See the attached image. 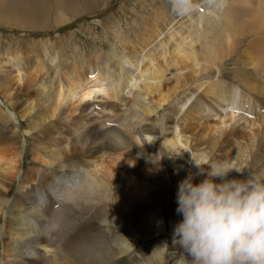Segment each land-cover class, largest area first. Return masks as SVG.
I'll use <instances>...</instances> for the list:
<instances>
[{
    "label": "bare ground",
    "instance_id": "6f19581e",
    "mask_svg": "<svg viewBox=\"0 0 264 264\" xmlns=\"http://www.w3.org/2000/svg\"><path fill=\"white\" fill-rule=\"evenodd\" d=\"M232 1L235 2L234 0ZM202 2L204 4L202 5L203 11L193 8L191 12L192 7L179 5V15L176 17L173 12V7L166 10L162 9L158 12L159 25L155 24L157 26L152 27V33L148 35L140 34L138 36H136V34V41L126 40V42L123 43L124 45L121 47L124 49L123 51H125L124 55L118 56L114 52L99 53L94 54L93 58L83 61L74 59L73 57L74 60L70 62L62 58L58 63L53 64L52 68L55 70V78L54 82L51 83L52 85L49 84L50 86L48 85L49 88L47 87V89L44 87L45 81H43L44 83L41 84L44 85L40 84L33 95L42 106L53 102L54 104L51 103L54 105V107H52L53 113L60 109L62 110L61 114L66 113V116L61 119L65 124H68L72 119L71 117H75L74 121H76V125H74V132L78 133L80 130L88 128L89 125H92L94 120L96 121L98 119L92 116L91 110L86 112L88 109L87 103L95 94V90L92 88L98 87L100 91H104V81L110 78L114 83H107L105 90L108 92V95H110L109 97L115 98L117 103L135 106L132 110L131 108L123 107L125 110H122L119 115H117L114 109L108 111L111 114L108 116V119L110 118L111 121H114L115 118L117 119V123L119 122V125L123 127L126 136L128 135L127 138L129 141H132L131 138H134V140L136 139L135 136L137 131L134 129L135 124L143 122L144 118L155 110L152 106H148L149 104L145 105V107H140L139 104L142 101L151 99L153 104L159 108L163 104L173 100L174 102H172L169 116L167 115L169 120L165 122L164 128L161 122H159L158 128H146L144 130L146 135H157V138L158 135L162 138L164 134L165 138L161 140L167 150L172 154L179 153V151L183 149H186V151L195 149L197 146L196 142L199 144L200 141H202L203 137L201 136L209 134L213 129L216 131V127L205 124L207 122V120H205L207 114L216 113V115L221 117V138L225 139L232 133L236 135L235 142H237L238 145V155L245 153L244 150L246 149H259V151L255 153L257 154L255 158L250 160V167L254 170L264 161V125L255 124V112L258 109L256 108L257 103L255 104L253 102V97L255 95L260 97L264 96V0H258L256 2V8L252 7V9L255 10L251 13L249 12V16L246 15L247 12L243 14L244 18H249L248 20L250 21L247 25L249 27L248 31H246V27L241 29L242 31H246H243L244 33L240 31L239 24L231 15L232 13L229 14V11L227 12V8V10H224L223 7V10H220L218 13L219 9H217L215 5H212L213 3H208L207 0H202ZM11 3L14 2H10V4ZM231 4L233 3L230 2L229 5ZM19 5L21 4L19 3ZM235 5L234 3V6ZM236 7L239 6L236 5ZM249 7L251 6L249 5ZM208 14L214 15L215 18L211 17V20H206L209 17ZM236 14L238 15L239 12ZM243 15L239 16H242L243 19ZM177 18L178 23H175L174 19ZM11 19L12 18H5L4 22H8L6 24H9ZM58 19L60 20V18H57V21ZM150 19L152 20V18ZM188 22L193 24V31L191 30L186 35L180 37L177 42L173 43L171 40L177 31L176 27L178 24H186ZM47 29L48 28H46V30ZM243 34L247 36H243ZM239 35L249 40L245 49H242L240 52L241 56H239L236 65L238 63L240 64V62L244 63V65L252 68L253 71V73L243 71L237 73L235 72L236 70L234 71V77L240 80V84L244 89H242L243 92L236 86L224 81V78L215 77L217 75L212 74L210 71V69L216 68V66L227 57L230 58V56L238 53L236 48L240 45L237 40ZM48 44L49 41L43 39L35 43L33 42L32 45L33 47L37 46L38 49L41 47V50H13L14 55L12 59L8 57L7 62L10 67L16 68L11 72L13 74L15 73L13 77L9 75L11 74L9 73L10 70L6 73L7 75H3L4 71L2 68L4 66L1 65L0 59V93L9 99V102L11 101V107L22 102L23 116L29 114V110L31 109L29 105L30 102L27 95L23 97L24 100L21 99V101H19L17 93L25 89V87V90H29L35 86L36 77L34 79L32 77L33 75L28 77L27 74H25L27 78L25 79V76L23 82L20 81L23 76L20 78L19 73L23 70L24 72H28L32 67H38L40 64L37 63V57L33 56V54L35 55V53L39 51L40 53L42 52L43 56H46V47ZM26 46H30V44ZM197 46L199 47L198 51L196 50ZM131 68L134 69L132 70L135 72L134 74ZM181 68L190 69V77L188 79L183 80V74L180 72ZM102 73L105 74V77L102 76ZM254 75L259 76V79L253 78ZM123 84L126 85L128 90L125 95L129 96H126L127 99L124 100L119 93ZM110 105L112 108L120 110V105ZM107 107L110 109L109 104ZM229 107H231V109H229ZM218 110L222 114L217 112ZM239 114L241 116H239ZM242 115L247 117L250 116L251 119L244 118ZM236 116L238 117V121L240 119L244 121V124H241L239 128H235L231 125ZM0 117L6 120L8 116L4 117L0 114ZM122 118L125 120L124 123ZM121 121L123 124H120ZM259 127L260 130L258 129ZM196 132L201 133L200 136L196 134ZM83 136H85L83 147H81V145H79L80 148L79 146L77 147V145H70L69 149H67L68 151H66L68 153L70 152V156H82L85 152L88 153V155H90V160L94 158V172L89 173L86 168H83L85 171V179H80L77 182L79 169H81V167L72 165L71 167L74 169L72 176L68 179L57 178V181H54V183L50 182L46 185L47 172L43 169L35 172L33 170L29 171L24 176V182L31 183L35 180L34 177L39 175H41L42 181L39 183L37 182L40 186L36 189L29 186L28 190V187L21 186L19 194L17 195V200L12 205L15 210L7 211L8 217L7 220H5L6 224L0 227V240L1 243H3L2 253L4 259L1 264H112L117 257L126 253L127 249L123 244L117 245L118 243H108L103 240L95 244L93 243L91 247L86 249L81 259L73 258L72 260H68L64 255V244H61L65 238H62L61 241V239H55L53 237L54 231H56V228L59 226L58 224H52L53 220L51 215L54 213V207L51 205L53 201H50L47 192H49L57 204H60V199L64 198V196L72 198L74 196L72 189L80 185V187L82 186L84 188L82 196L85 202L89 201L91 198L90 195L93 197L94 192H96L99 194V196L94 197L96 203H109L107 200L101 198L102 194L100 190L106 192L104 197L108 199L112 195L110 192L112 187L119 186L117 196L123 197L124 194L129 195L135 202L138 201L148 204L155 200L156 189L160 186V175L158 167H156L155 164H152L150 169H144V167L138 170V174L143 180L142 182L151 184L148 187L141 188L139 179L135 180V178L123 180V185L118 182L123 171H134L138 168L139 164H136L134 158L129 157L127 154L128 145L127 142H125L126 140H123V138H126L125 135L122 136V138L116 136L118 140L114 142L112 146L109 145V147H112V150H114L112 158H108L104 155L103 150H100L101 148L107 147V145L105 146L103 143V138L100 139L98 137L100 135H98L96 130L91 128V131L85 132ZM259 137L261 139H259ZM82 138L83 137H81V139ZM12 141L0 138V206L3 204L1 200L9 190V186L15 178L21 160V150L19 151L15 146L16 144L14 145ZM235 142L233 141L232 144ZM92 145H98V150L93 149L91 147ZM231 147L234 146L232 145ZM39 151L34 149L33 154L35 161L39 166H49L51 161L47 158L50 156L44 158L39 155ZM77 152L78 154H76ZM193 153L200 154L202 158H205L201 153H196V150H194ZM223 153L222 156L231 155L228 152L225 153L223 151ZM52 157H54V155L51 156V158ZM106 157L109 161L106 160ZM100 172H102L100 176L94 175ZM245 172L247 171L245 170ZM262 174H264V172ZM181 179L182 177L178 173H176V175L174 173L173 180L175 182V187H177L178 181ZM73 183L75 184L73 185ZM70 185L72 188L69 187ZM103 206L105 209L109 208L110 203ZM122 206L126 210L125 202H122ZM23 208L28 209V211L21 214L20 212H22L21 209ZM117 211H119V209H117ZM156 212L157 211L150 212L149 215H146L144 218L145 220H142L144 224H137L134 221H129L130 224H127L123 221L121 226H126L128 230L140 239H148L164 228V225H158L159 219L156 216ZM113 215L111 214V216ZM111 219L112 218H110V220ZM175 224L176 221L174 220H171L169 223L171 244L172 232ZM2 235H4L5 238H2ZM85 237L81 240H87L91 236L88 238ZM2 240L5 241L3 242ZM165 243L167 244L165 241L162 242L159 248L153 251L151 254L152 258H150L151 260L154 258L156 261H159L163 258L166 248L162 245ZM172 246L175 249H179L180 247L179 245L173 244ZM17 258H19V260L21 259L22 262H18ZM171 264H184V261L174 259L171 260Z\"/></svg>",
    "mask_w": 264,
    "mask_h": 264
},
{
    "label": "rangeland",
    "instance_id": "374dc122",
    "mask_svg": "<svg viewBox=\"0 0 264 264\" xmlns=\"http://www.w3.org/2000/svg\"><path fill=\"white\" fill-rule=\"evenodd\" d=\"M7 1L8 0H0V21H2L0 22V59L1 65L5 67L2 68L4 71L3 75L9 72L8 70H10L9 73H11L16 69L10 67L9 63L7 64L8 57L9 59H12L14 51L41 50V47L38 49L37 46L33 47L32 45L33 42L35 43L43 39L48 40L49 44L46 47V56H43L42 52L40 53L39 51L36 52L35 55L33 54V56L37 57V63L40 64L38 67H32L30 70H28L29 73L24 72V70L19 73L20 78L23 76L22 79H20V81L23 82L27 76L30 77L33 75L32 77L34 79L36 77L35 86L29 90H25V87V89L17 93L19 101H21V99L24 100L23 97L27 95V98L30 102L28 103L31 107L29 114L23 116L22 102L16 104L17 106L15 105L11 107V101L9 102V99L0 93V114H2L4 117H9H7L6 120H4L5 118L3 119V117H0V136H2L0 138L8 141L13 140L12 142L14 145L16 144L15 146L19 149V151L21 150L19 169L17 170L15 178L9 186V190L5 193V196L1 200L3 204L0 206V227L6 224L5 220H7L8 217L7 211L15 210L12 205L17 200L20 187H28L29 190V186H32L35 189L40 186L37 184V182L39 183L42 181L41 175L35 176V180L31 183L24 182V176L29 171L33 170L35 172L43 169L45 172H47L46 185H48L50 182L54 183V181H57V178L68 179L70 176H72L74 173V169L71 167L72 165L81 167V169H79L80 171L77 182L80 179H85V171L83 168H86L89 173L94 172V158L90 160V155H88V153L85 152V154L82 156H70V152H67V149H69L70 145H77V147L81 145V147H83L82 145L85 140V136L83 135L85 132H90L91 128H93V130H96L98 135H100L98 137L100 139L103 138V143L105 146L107 145V147L100 149L103 150L105 156L112 158L114 150H112V147H109V145L112 146L114 142L118 140L116 136L122 138V136L125 135L126 138H123V140H126L125 142H127L128 145L127 154L129 157L134 158L136 164L139 163L138 168H136L137 170H125L122 172L118 180L120 184L123 185V180L135 178V180L139 179L141 188L150 186V183L142 182L143 180L139 176L138 170L144 167V169H150L152 164H155V166L158 167L160 175V186L156 189L155 200L148 204L140 203L138 201L135 202V200L131 199L129 195L124 194L123 197L117 196L119 186L112 187L110 191L112 195L108 199L104 197L106 192L100 190L102 194L101 198L107 200L110 203V207L106 209L103 205L109 203L95 202L94 197L99 196V194L96 192H94L93 197L90 195L91 198L87 196L90 198V200L85 202L82 196L84 188L82 186L80 187V185L79 187L75 186L72 189L74 193L72 198L64 196V198L60 199V204H57L49 192H47L50 201H53L51 202V205L54 207V213L51 215L53 220L52 224H58L59 226L56 228L57 230L54 231L55 236L53 235V237L55 239L59 238L61 241L62 238H65L61 243L62 245L64 244V255L68 260H72L73 258L81 259L86 252V249L91 247L93 243L95 244L99 241L105 240L108 243H118L117 245L123 244V246L127 249L126 253L120 257H117V259L112 264H171V260L174 259L184 261V258L181 255L183 253V249L180 247L179 249H175L171 244L169 228V223L171 220H174L177 223L180 219H182V217L175 212V194L177 187H175V182L173 180L174 173L175 175L178 173L183 178L189 171L196 172V168L192 165L190 158V153H193V151L196 150V153H201L205 157L203 159H207L209 161L227 160L235 167L243 171L246 170L248 172V170H251L262 174L264 172V161H262L261 164L258 165L254 170L250 167V160L255 158L257 155L255 153L259 151V149H246L247 151L244 150L245 153L238 155V145L237 142H235L236 135L232 133L229 134L227 138L222 139V125L220 124L221 117L216 115V113H209L205 119L207 120L205 124L211 127H216L217 130L215 131L213 129L211 132H209V134L201 136L203 137L202 141H200L199 144L196 142L197 146L195 149H190L187 151L186 149H183L176 154L170 153L161 140L162 138H165L164 134L162 138L160 135H158V138L160 139L159 140L157 135H146L144 130L146 128H158L159 122H161L162 127L164 128V124H166L165 122H168L169 120L167 115L169 116L172 102H174L173 100H171L169 103L163 104L159 108L153 104L151 99L142 101L139 104L140 107H145V105L149 104L148 106H152L155 110L154 112L148 114L144 118L143 122L135 124L134 129L137 131L135 136L136 139L134 140V138H131L132 141H129L127 138L128 135L126 136L123 127L119 125V122L117 123V119L115 118L114 121H111L110 118L108 119V116L111 115L108 111L114 109L115 112H117V115H119L121 114L120 112L122 110H125V108H131L132 110L135 106L125 103H117L115 98L109 97L110 95H108V92L105 90L107 83H114V81L110 78L104 81V88L102 87L105 89L104 91H100V88L98 87L92 88L95 90V94L89 100L90 102L88 101V109L86 112L91 110L92 116L98 119L96 121L94 120L92 125H89L88 128L82 129L78 133L74 132V125H76V121H74L75 117H71L72 121L70 120L68 124H65L61 119L66 116V113L61 114L62 110L60 108L59 111L57 110L53 113L52 107H54V105L52 104L54 103L51 102L52 104L48 103L42 106L38 103L33 93L36 92L35 90L41 83H44L43 81H45V85H41H44L45 88H49V84L54 82L55 70L52 67L53 64L58 63L62 58L67 60V62H70L74 59H78L80 61L91 59L93 58L94 54L99 53L114 52L118 56L124 55L125 51H123L124 49L121 47L124 45L123 43L126 42V40L136 41V36L140 34L148 35L149 33H152V27L159 25L158 12H160L162 9L166 10L173 7L175 17L179 15V5L192 7L191 12L193 11V8L203 11L202 5L204 4L202 0H29L31 2L28 0H22L23 3L21 0H9L10 2L18 3L15 5H13L14 3H11V5L10 2ZM207 1L208 3H213L212 5H215L216 8L219 9L218 13L220 10H223V7L224 10L228 9L227 12L229 11V14L232 13L231 15L238 22L240 31H242L241 29H244V27H246V31L249 30V27L247 26L250 22L248 20L249 18H244L243 14L247 12L246 15L249 16L250 14L248 13H251L253 10H255L252 9V7L256 8V2L258 0H234L235 2L232 0ZM230 2L233 4L229 5ZM19 3L21 5H19ZM234 3L239 7H236V5L234 6ZM249 5L251 7H249ZM236 10L239 12L238 15L236 14L238 13ZM9 15L13 17H10ZM208 15L209 17L206 20H211V17H214L212 14ZM239 15H243V19L242 16ZM5 18H12V22L10 20V23L6 24L8 22H4ZM57 18H60V20L58 19L57 21ZM150 18H152V20ZM177 20L178 18L174 19V22L178 23ZM45 27L48 29L46 30ZM193 27V24H190L189 22L186 24H178L176 27L177 31L175 32V35L172 37L171 41H173V43L177 42L180 37L186 35L191 30L193 31ZM243 31L242 33L246 32ZM244 35L245 34H243V36ZM243 36L239 35L237 39L240 47L238 46L236 49L240 55L238 53L234 54L230 56L231 59L227 57L225 60L219 63L216 68L210 69L212 74L217 75L215 77L224 78V81L236 86L239 90L241 89V91L243 87L240 84V80L234 77L235 72L238 73L243 71L247 73H253L252 68L244 65V63L240 62V64L238 63L236 65L239 56H241L240 52L242 49H245V46L249 40ZM208 39L210 40L209 37ZM27 44H30V46H26ZM196 50H199L198 46ZM132 70L134 69L131 68V71ZM132 72L133 74L135 73L134 71ZM180 72L183 74V80H186L190 77V69L181 68ZM104 73H102V76L105 77ZM14 74L11 73L9 75L13 77ZM25 74H27V76ZM253 78L258 80L259 76L254 75ZM127 91L126 85L123 84L119 90L123 100L129 97L128 95H125ZM253 100L255 104L257 103L256 108L260 110L256 111L255 109V124L264 125V96L260 97L255 95ZM108 104L110 109L107 107ZM110 104L120 105V110L112 108ZM229 109H231V107H229ZM217 112L222 114L219 110ZM239 116L241 115L239 114ZM242 117L251 119L250 116L247 117L242 115ZM233 120V124L231 125L235 128H239L241 127V124H244L243 120L240 119L238 121L237 116ZM122 121L123 123L125 122L123 118ZM122 121L120 124H123ZM258 129L260 130V127ZM196 134L200 136L201 133L196 132ZM81 137L84 139H81ZM259 139L261 138L259 137ZM233 141L235 142L234 144H232ZM232 145L234 147H231ZM97 146L98 145H92L91 147L98 150L99 147ZM34 149H37V151L41 149L38 153L44 158L50 156L47 158L49 161H51L49 166H39L34 158ZM223 151L225 153L228 152L231 155L222 156V154H224ZM76 154H78V152ZM53 155L54 157L51 158ZM108 158L106 160L109 161ZM205 167L207 166L205 165ZM100 174H102V172L94 175L100 176ZM229 175V178H231L233 176H237V173L231 172ZM202 178L203 177H196L195 180L198 181ZM75 183H73V185ZM69 187L72 188L71 185ZM122 202L126 203V210L122 206ZM23 209H21V214H24L26 211H28L26 208ZM117 209H119V211H117ZM154 211H157L156 216L159 219L158 225H164V228L159 233L153 234L148 239H140L136 237V235L130 230H128L126 226H121L123 221L127 224H130L131 221H134L137 224H144V221L142 220H145L144 218L146 215H149L150 212ZM111 214L114 215L111 216ZM110 218L112 219L110 220ZM2 236V238H5L4 235ZM85 236L91 237H89L87 240H81ZM2 241L4 242L5 240ZM164 241L167 242L168 247L164 252L163 258L159 261H156L154 258L151 260L150 258H152L151 254L153 251L158 249ZM2 249L3 243H1L0 240V264L4 261ZM184 255L186 259H191L186 253ZM17 261L22 262L21 259L19 260V258H17Z\"/></svg>",
    "mask_w": 264,
    "mask_h": 264
},
{
    "label": "clouds",
    "instance_id": "9594fccd",
    "mask_svg": "<svg viewBox=\"0 0 264 264\" xmlns=\"http://www.w3.org/2000/svg\"><path fill=\"white\" fill-rule=\"evenodd\" d=\"M190 158L196 172L178 181L175 212L182 219L172 232L184 264H264V174ZM231 172L237 176L229 178Z\"/></svg>",
    "mask_w": 264,
    "mask_h": 264
}]
</instances>
